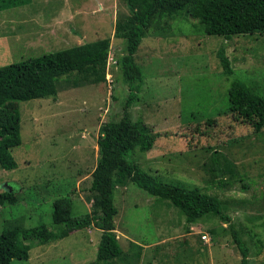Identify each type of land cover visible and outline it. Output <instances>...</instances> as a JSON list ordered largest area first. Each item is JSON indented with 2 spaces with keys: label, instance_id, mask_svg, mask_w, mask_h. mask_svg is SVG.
<instances>
[{
  "label": "rangeland",
  "instance_id": "374dc122",
  "mask_svg": "<svg viewBox=\"0 0 264 264\" xmlns=\"http://www.w3.org/2000/svg\"><path fill=\"white\" fill-rule=\"evenodd\" d=\"M128 11L123 0H33L0 11V67L112 40L105 83L75 87L66 75L57 79L56 96L19 102L22 144L11 150L18 167L0 165V194L14 192L18 201L0 204V234L7 225L52 228L53 203L62 197L72 199L76 216L91 211L87 196L100 127L121 116L129 95L116 63L125 42L114 38L117 19ZM222 49L234 66L230 77L220 64ZM135 58L144 81L132 115L159 137L151 151L130 159L159 181L197 187L224 201L236 213L239 235L248 241L242 232L248 228L263 240L260 255L250 247L247 264H264V131L255 134L228 112V89L236 79L264 97V34L227 40L207 35L195 19L180 18L171 21L165 36L151 33L143 39ZM215 159L226 186L214 175ZM227 161L235 166L234 177L225 174ZM115 204L116 235L130 264H241L230 225L213 215L188 230L185 215L170 201L132 183L118 188ZM100 238L93 226L46 245L29 241L30 258L11 264L93 262ZM133 243L143 247L139 259Z\"/></svg>",
  "mask_w": 264,
  "mask_h": 264
},
{
  "label": "trees",
  "instance_id": "16d2710c",
  "mask_svg": "<svg viewBox=\"0 0 264 264\" xmlns=\"http://www.w3.org/2000/svg\"><path fill=\"white\" fill-rule=\"evenodd\" d=\"M128 14L116 21L114 38L122 39L123 54L117 58L119 72L129 95L126 97L121 116L111 118L100 127L98 139L99 157L91 175L88 201L91 211L76 216L70 197L54 201L52 228L41 224L33 228L7 225L0 234V264H11L13 260H28L31 244L41 245L68 237L71 233L96 226L101 231L97 259L86 264H130L117 235L115 218L118 208L115 193L121 186L135 184L154 197L170 201L186 217L187 229L208 215H213L230 225L242 260L249 262L250 247L262 253L263 240L254 230L243 228L245 241L234 228L236 213H230L226 203L200 188L187 189L164 183L144 171L130 155L138 151L149 152L159 134L146 124L134 119L132 111L140 101L144 81L142 67L136 62V54L146 37L151 33L165 36L171 30V21L187 18L198 21V26L207 35L231 39L237 35L264 34V0H123ZM33 0H0V11L30 5ZM111 38L83 43L62 51L45 53L18 63L0 67V165L13 170L18 164L11 150L22 144L21 122L18 104L22 101L54 97L58 94L57 79L66 76L75 87L82 84L99 85L107 81V66L111 53ZM226 76L234 75V66L225 50L218 53ZM71 78H73L71 80ZM229 109L239 123L250 126L255 134L264 131V97L255 88L236 79L228 89ZM212 123V120L208 121ZM225 174L235 176V166L226 163ZM215 177L226 186L220 162L213 164ZM241 180H243L241 178ZM246 184H244L245 187ZM14 192L0 194V204H15ZM226 212H225V210ZM54 227V228H53ZM215 233V231H214ZM139 249L142 246L133 243Z\"/></svg>",
  "mask_w": 264,
  "mask_h": 264
},
{
  "label": "crops",
  "instance_id": "0c3cea01",
  "mask_svg": "<svg viewBox=\"0 0 264 264\" xmlns=\"http://www.w3.org/2000/svg\"><path fill=\"white\" fill-rule=\"evenodd\" d=\"M32 3H33V2H32ZM32 3H31V4H32ZM27 6H28V5H27ZM24 7H25V6H24ZM16 9H17V8H13V10H16ZM9 10H11V9H9Z\"/></svg>",
  "mask_w": 264,
  "mask_h": 264
},
{
  "label": "built area",
  "instance_id": "2783aa9c",
  "mask_svg": "<svg viewBox=\"0 0 264 264\" xmlns=\"http://www.w3.org/2000/svg\"><path fill=\"white\" fill-rule=\"evenodd\" d=\"M203 239L206 240V236H203Z\"/></svg>",
  "mask_w": 264,
  "mask_h": 264
},
{
  "label": "clouds",
  "instance_id": "9594fccd",
  "mask_svg": "<svg viewBox=\"0 0 264 264\" xmlns=\"http://www.w3.org/2000/svg\"><path fill=\"white\" fill-rule=\"evenodd\" d=\"M110 58V57H109Z\"/></svg>",
  "mask_w": 264,
  "mask_h": 264
}]
</instances>
